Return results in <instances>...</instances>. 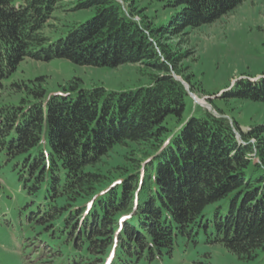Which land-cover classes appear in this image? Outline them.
I'll return each mask as SVG.
<instances>
[{"label":"trees","instance_id":"16d2710c","mask_svg":"<svg viewBox=\"0 0 264 264\" xmlns=\"http://www.w3.org/2000/svg\"><path fill=\"white\" fill-rule=\"evenodd\" d=\"M62 1L0 0V86L13 96L0 102V167L10 164L28 197L25 262L149 264L171 256L178 239L195 246L200 237L264 264V122L235 131L199 106L186 111L191 99L173 75H183L188 53L172 40L244 0H149L166 13L158 23L140 0ZM57 10L89 16L59 30L49 23ZM25 59L150 72L133 88L73 77L47 93L43 76L6 80ZM220 99L264 103V71ZM131 144L126 164L100 170L113 149Z\"/></svg>","mask_w":264,"mask_h":264},{"label":"rangeland","instance_id":"374dc122","mask_svg":"<svg viewBox=\"0 0 264 264\" xmlns=\"http://www.w3.org/2000/svg\"><path fill=\"white\" fill-rule=\"evenodd\" d=\"M70 1L63 0L61 4L68 7ZM137 8H145L144 15L155 16V23L167 18L166 13L149 0H140ZM87 16L89 13H66L57 10L49 23L60 30L63 23L81 20ZM134 18L138 20L140 15L136 14ZM186 31L187 35L172 40L174 50L188 53V57L179 63L183 75L173 74L191 99L186 100V111L190 109L195 114L200 108L207 110L215 116L226 118L234 129L237 125L242 131H247L251 125L264 122V103L220 99L223 92L232 88L238 79L255 80L264 71V0H244L214 23ZM53 32L55 34L57 30ZM149 72L142 64H126L107 69L78 66L65 59L48 62L25 59L6 80H28L43 76V87L47 93L61 90L73 77L81 79L85 86L101 84L108 89L118 90L146 84ZM185 75L189 78L186 79ZM12 97L6 85L0 86V102H9ZM216 107L221 110L218 112ZM129 147L113 149L102 159L100 170L106 172L115 165L126 164V156L130 157L132 149L135 151L137 148L133 144ZM0 182V264H28L23 258V254L30 248L26 245L28 242L23 241V236L26 233L28 235V232L22 225L28 197L10 164L0 167ZM221 206L224 207L223 202ZM211 208L212 206H208L205 213L210 214ZM205 262L263 264L260 258L251 262L239 261L222 246L204 244L200 237L195 246H184V239H178L171 256H163L149 264Z\"/></svg>","mask_w":264,"mask_h":264},{"label":"bare ground","instance_id":"6f19581e","mask_svg":"<svg viewBox=\"0 0 264 264\" xmlns=\"http://www.w3.org/2000/svg\"><path fill=\"white\" fill-rule=\"evenodd\" d=\"M201 101V100H200Z\"/></svg>","mask_w":264,"mask_h":264},{"label":"water","instance_id":"95a60500","mask_svg":"<svg viewBox=\"0 0 264 264\" xmlns=\"http://www.w3.org/2000/svg\"><path fill=\"white\" fill-rule=\"evenodd\" d=\"M192 96V95H191Z\"/></svg>","mask_w":264,"mask_h":264}]
</instances>
